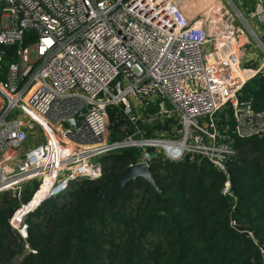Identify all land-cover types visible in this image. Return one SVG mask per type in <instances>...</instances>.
<instances>
[{
	"label": "built area",
	"instance_id": "obj_1",
	"mask_svg": "<svg viewBox=\"0 0 264 264\" xmlns=\"http://www.w3.org/2000/svg\"><path fill=\"white\" fill-rule=\"evenodd\" d=\"M193 1L188 14L186 0H0V47L17 46V62L0 80V197L20 200L39 184L10 220L24 240L27 215L72 184L99 179L97 158L107 152L142 148L131 166L148 168L159 155L174 162L198 156L227 172L234 152L217 115L232 109L240 137L264 133V112L238 101L247 82L264 77V64L243 67L253 39L264 50V0L249 17L260 33L221 0ZM29 31L37 38L24 45ZM110 106H122L134 123L174 119L173 136L112 143ZM150 106L160 110L151 115Z\"/></svg>",
	"mask_w": 264,
	"mask_h": 264
},
{
	"label": "trees",
	"instance_id": "obj_2",
	"mask_svg": "<svg viewBox=\"0 0 264 264\" xmlns=\"http://www.w3.org/2000/svg\"><path fill=\"white\" fill-rule=\"evenodd\" d=\"M35 38L34 31L27 32L24 45ZM0 49V80L6 81L10 65L17 62V46ZM238 101L250 104L254 114L263 113L264 77L247 82ZM120 109L124 112L122 106H110L108 115L116 117ZM158 110L150 106L148 113ZM216 122L234 152L227 172L198 156L179 162L156 157L149 168L155 187L137 178L105 196L144 150L107 152L97 158L99 179L76 182L65 195L67 202L59 205L52 199L27 215L26 240L10 220L39 184L28 186L20 200L1 196L0 264H264V133L240 137L230 108ZM122 124L114 123L112 143L172 137L175 121H137L126 129ZM146 152L154 154L151 148Z\"/></svg>",
	"mask_w": 264,
	"mask_h": 264
},
{
	"label": "rangeland",
	"instance_id": "obj_3",
	"mask_svg": "<svg viewBox=\"0 0 264 264\" xmlns=\"http://www.w3.org/2000/svg\"><path fill=\"white\" fill-rule=\"evenodd\" d=\"M194 1L193 0H186V5H185V10L186 12L189 14V5L190 3ZM206 2H208V0H206ZM222 3V5L228 7L230 9L231 12H236L237 10L240 11L243 16L249 20L250 24L256 29L258 27H256V22L254 19L249 18L250 14H252L255 11L256 5L258 0H221L220 1ZM204 7V5H202L200 8ZM197 7H193L192 10L194 11ZM199 8V9H200ZM237 23L241 24V21L239 19H237ZM261 29L258 28L257 32L260 33ZM32 57H34V54L32 55ZM264 64V50L262 49V47H260L259 45L256 44V42L254 41V39L252 40V45L247 49V55L243 58V67L244 68H248V69H257L262 67V65ZM129 117L127 114H125L122 109L118 110V113L116 115V117H110L109 116V128H108V135H107V139L110 140L111 139V134L113 132V128L114 126L118 125L121 121L122 128L121 129H126L127 127H129V124H131L132 122V118H127ZM132 117V116H131ZM127 120V121H126ZM115 125H114V123ZM127 123V124H126ZM141 140V139H139ZM31 146V145H30ZM67 202L66 197H61L58 198L57 203L60 205H62L63 203Z\"/></svg>",
	"mask_w": 264,
	"mask_h": 264
},
{
	"label": "water",
	"instance_id": "obj_4",
	"mask_svg": "<svg viewBox=\"0 0 264 264\" xmlns=\"http://www.w3.org/2000/svg\"><path fill=\"white\" fill-rule=\"evenodd\" d=\"M4 6H5V3H2L0 5V16H1L2 9ZM262 41L264 42V36H262ZM80 124H81L80 122H77L75 120L70 121V125L74 128H78ZM145 156L149 157V154H146ZM159 156L160 158L164 159L163 155H159ZM137 178H142L145 181H147L149 185H151L152 187H155L154 179L146 164L129 166L125 169L122 177L113 184L112 188L110 189L108 193H106L105 196L113 195L117 190L124 188L127 183H129L130 181H134Z\"/></svg>",
	"mask_w": 264,
	"mask_h": 264
},
{
	"label": "bare ground",
	"instance_id": "obj_5",
	"mask_svg": "<svg viewBox=\"0 0 264 264\" xmlns=\"http://www.w3.org/2000/svg\"><path fill=\"white\" fill-rule=\"evenodd\" d=\"M219 5H220V7H225L224 5H222V3L221 2H219ZM39 199H35L33 202L35 203L34 205L33 204H31L29 207H27V209L29 208V209H31L32 207H35L36 205H38V203H39ZM22 213V212H21ZM21 213H20V215H21Z\"/></svg>",
	"mask_w": 264,
	"mask_h": 264
}]
</instances>
